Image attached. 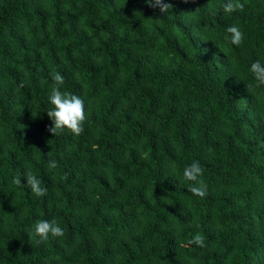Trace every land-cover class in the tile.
<instances>
[{
  "label": "trees",
  "instance_id": "16d2710c",
  "mask_svg": "<svg viewBox=\"0 0 264 264\" xmlns=\"http://www.w3.org/2000/svg\"><path fill=\"white\" fill-rule=\"evenodd\" d=\"M166 2L0 0V264H264V0ZM53 72L85 101L80 136L49 131ZM53 219L63 237H29Z\"/></svg>",
  "mask_w": 264,
  "mask_h": 264
},
{
  "label": "clouds",
  "instance_id": "9594fccd",
  "mask_svg": "<svg viewBox=\"0 0 264 264\" xmlns=\"http://www.w3.org/2000/svg\"><path fill=\"white\" fill-rule=\"evenodd\" d=\"M148 5L154 9H159L162 15H168L172 9L173 4L166 2V0H146ZM225 14H230L236 11H243L244 3L240 0H226L222 6ZM211 15L215 16L217 9L209 7L207 10ZM227 32L231 34V43L239 46L243 43L244 34L238 26H230ZM250 71L254 75V79L258 82L257 87L264 85V63L256 60L251 64ZM53 85L50 90L49 101L54 106L51 110L47 111V115L52 120V126L49 131L55 135L64 132L67 129L75 136H80L84 132V123L88 116L86 113L85 101L78 95L68 91H61V86L64 84L65 78L59 72L51 74ZM57 162L50 160L48 162L49 169L57 168ZM203 176V168L198 161L193 162L183 170V177L187 181L193 182L189 189L194 195L201 198L207 194V185L201 177ZM23 178L26 179V184L22 183L20 174L14 177L13 183L16 185H24L28 187L31 193L36 197H43L47 194V189L41 186L40 179L33 174L31 170L23 173ZM39 237L41 242H47L49 236L63 237L64 230L60 227L59 223L53 219L39 220L32 226L31 235ZM189 244H195L201 248L205 247L204 238L200 234H196Z\"/></svg>",
  "mask_w": 264,
  "mask_h": 264
}]
</instances>
